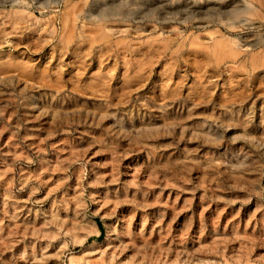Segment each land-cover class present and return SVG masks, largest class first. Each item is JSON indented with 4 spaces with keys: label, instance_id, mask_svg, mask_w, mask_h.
Listing matches in <instances>:
<instances>
[{
    "label": "rangeland",
    "instance_id": "374dc122",
    "mask_svg": "<svg viewBox=\"0 0 264 264\" xmlns=\"http://www.w3.org/2000/svg\"><path fill=\"white\" fill-rule=\"evenodd\" d=\"M263 3L0 0V264H264Z\"/></svg>",
    "mask_w": 264,
    "mask_h": 264
},
{
    "label": "bare ground",
    "instance_id": "6f19581e",
    "mask_svg": "<svg viewBox=\"0 0 264 264\" xmlns=\"http://www.w3.org/2000/svg\"><path fill=\"white\" fill-rule=\"evenodd\" d=\"M264 1V0H263ZM262 3V2H261ZM264 4V3H263ZM211 5V4H210ZM190 7V6H189ZM250 9V8H249ZM251 12V11H250ZM258 12V11H257ZM255 15V14H254ZM263 15V14H262ZM250 21V20H249ZM249 25V24H248ZM214 44V43H213ZM205 174V173H204Z\"/></svg>",
    "mask_w": 264,
    "mask_h": 264
}]
</instances>
